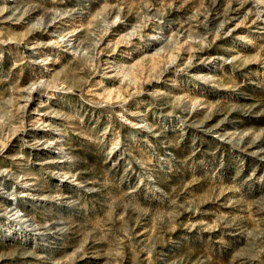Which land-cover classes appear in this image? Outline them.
Returning a JSON list of instances; mask_svg holds the SVG:
<instances>
[{
    "label": "rangeland",
    "instance_id": "374dc122",
    "mask_svg": "<svg viewBox=\"0 0 264 264\" xmlns=\"http://www.w3.org/2000/svg\"><path fill=\"white\" fill-rule=\"evenodd\" d=\"M0 264H264V0H0Z\"/></svg>",
    "mask_w": 264,
    "mask_h": 264
},
{
    "label": "bare ground",
    "instance_id": "6f19581e",
    "mask_svg": "<svg viewBox=\"0 0 264 264\" xmlns=\"http://www.w3.org/2000/svg\"><path fill=\"white\" fill-rule=\"evenodd\" d=\"M35 194V193H34ZM25 220H32L30 217H27V218H25ZM39 234L40 235H45V237L47 236V234L46 233H43V232H41V231H39Z\"/></svg>",
    "mask_w": 264,
    "mask_h": 264
}]
</instances>
